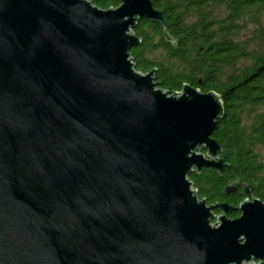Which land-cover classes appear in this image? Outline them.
Returning <instances> with one entry per match:
<instances>
[{"label": "water", "instance_id": "95a60500", "mask_svg": "<svg viewBox=\"0 0 264 264\" xmlns=\"http://www.w3.org/2000/svg\"><path fill=\"white\" fill-rule=\"evenodd\" d=\"M118 2L0 0V264H264L252 189L228 219L188 179L227 169L219 96L136 72L132 29L166 23Z\"/></svg>", "mask_w": 264, "mask_h": 264}, {"label": "trees", "instance_id": "16d2710c", "mask_svg": "<svg viewBox=\"0 0 264 264\" xmlns=\"http://www.w3.org/2000/svg\"><path fill=\"white\" fill-rule=\"evenodd\" d=\"M88 1L101 10L119 6L118 0ZM150 1L166 27L139 20L132 32L140 44L130 49L131 61L142 74L154 70V83L169 95L188 85L219 96L224 114L212 139L227 169L222 174L204 169L188 179L207 206L226 203L233 208L227 218L236 219L246 197L240 187L224 194L231 183L248 185L264 204L258 151L264 149V0ZM249 26H254L251 36L239 40Z\"/></svg>", "mask_w": 264, "mask_h": 264}, {"label": "rangeland", "instance_id": "374dc122", "mask_svg": "<svg viewBox=\"0 0 264 264\" xmlns=\"http://www.w3.org/2000/svg\"><path fill=\"white\" fill-rule=\"evenodd\" d=\"M263 26H264V24H263ZM253 29H254V26H249L248 27V30L240 33L238 39L239 40H244V38L250 37L251 36L250 34H251V32H252ZM258 151L260 153L261 159L264 161V149H260ZM216 216H217V214H216ZM214 222H215V220H214Z\"/></svg>", "mask_w": 264, "mask_h": 264}, {"label": "bare ground", "instance_id": "6f19581e", "mask_svg": "<svg viewBox=\"0 0 264 264\" xmlns=\"http://www.w3.org/2000/svg\"><path fill=\"white\" fill-rule=\"evenodd\" d=\"M137 72V71H136ZM140 73V72H139ZM140 74H142V73H140Z\"/></svg>", "mask_w": 264, "mask_h": 264}, {"label": "built area", "instance_id": "2783aa9c", "mask_svg": "<svg viewBox=\"0 0 264 264\" xmlns=\"http://www.w3.org/2000/svg\"><path fill=\"white\" fill-rule=\"evenodd\" d=\"M255 264H257V262H255Z\"/></svg>", "mask_w": 264, "mask_h": 264}]
</instances>
